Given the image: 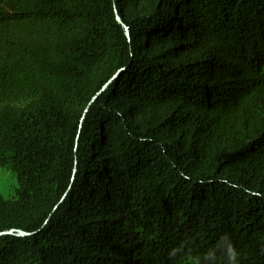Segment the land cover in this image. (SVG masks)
Masks as SVG:
<instances>
[{
	"label": "trees",
	"instance_id": "1",
	"mask_svg": "<svg viewBox=\"0 0 264 264\" xmlns=\"http://www.w3.org/2000/svg\"><path fill=\"white\" fill-rule=\"evenodd\" d=\"M5 159L0 264H264V0H0Z\"/></svg>",
	"mask_w": 264,
	"mask_h": 264
},
{
	"label": "rangeland",
	"instance_id": "2",
	"mask_svg": "<svg viewBox=\"0 0 264 264\" xmlns=\"http://www.w3.org/2000/svg\"><path fill=\"white\" fill-rule=\"evenodd\" d=\"M19 184L15 170L7 159L0 161V193L4 199L18 196Z\"/></svg>",
	"mask_w": 264,
	"mask_h": 264
},
{
	"label": "water",
	"instance_id": "3",
	"mask_svg": "<svg viewBox=\"0 0 264 264\" xmlns=\"http://www.w3.org/2000/svg\"><path fill=\"white\" fill-rule=\"evenodd\" d=\"M116 12H117V10H116ZM117 19H118V21H120L121 23H123V21L121 20V18L118 15V12H117ZM124 27L126 29L127 35H129L130 34L129 33V28L126 26V24L124 25ZM19 232H20V236H22V237L26 236V233L25 232H23V231H19ZM10 233H14V230H12ZM1 235H3V234H0V236Z\"/></svg>",
	"mask_w": 264,
	"mask_h": 264
}]
</instances>
